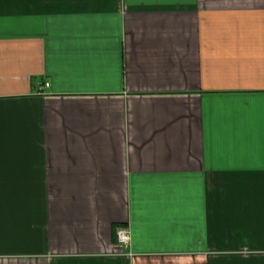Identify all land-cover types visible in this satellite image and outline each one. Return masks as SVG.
<instances>
[{
    "label": "crops",
    "instance_id": "obj_1",
    "mask_svg": "<svg viewBox=\"0 0 264 264\" xmlns=\"http://www.w3.org/2000/svg\"><path fill=\"white\" fill-rule=\"evenodd\" d=\"M0 264H264V0H0Z\"/></svg>",
    "mask_w": 264,
    "mask_h": 264
},
{
    "label": "built area",
    "instance_id": "obj_2",
    "mask_svg": "<svg viewBox=\"0 0 264 264\" xmlns=\"http://www.w3.org/2000/svg\"><path fill=\"white\" fill-rule=\"evenodd\" d=\"M45 86H48V83L44 84ZM130 240V233L129 231L125 230V229H121L117 232V241L120 245L122 246H127L128 242Z\"/></svg>",
    "mask_w": 264,
    "mask_h": 264
}]
</instances>
